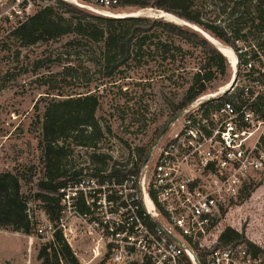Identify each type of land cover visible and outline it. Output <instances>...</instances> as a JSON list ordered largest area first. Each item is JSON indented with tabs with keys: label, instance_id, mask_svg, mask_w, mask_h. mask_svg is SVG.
<instances>
[{
	"label": "built area",
	"instance_id": "1",
	"mask_svg": "<svg viewBox=\"0 0 264 264\" xmlns=\"http://www.w3.org/2000/svg\"><path fill=\"white\" fill-rule=\"evenodd\" d=\"M71 1L110 16L126 0ZM37 5L0 0V35H12ZM231 40L235 63L227 58L225 89L202 93L177 112L133 153L135 171L83 179L82 209L69 204L56 221L37 220L35 235L50 241L60 231L78 264H263L246 241L220 240L226 228L237 231L222 223L231 202L264 177V32ZM33 240L27 235L29 252Z\"/></svg>",
	"mask_w": 264,
	"mask_h": 264
},
{
	"label": "rangeland",
	"instance_id": "2",
	"mask_svg": "<svg viewBox=\"0 0 264 264\" xmlns=\"http://www.w3.org/2000/svg\"><path fill=\"white\" fill-rule=\"evenodd\" d=\"M35 1L38 4L35 11L44 6H52L73 22L90 19L79 12H67V8L59 0ZM194 4L210 19L215 20L216 24L232 26L236 20V15H230L231 3L224 0H195ZM75 7L89 14L103 16ZM138 12L154 17L156 9L124 6L113 11L115 15L121 16L103 17L120 18ZM246 31L247 29L242 30L244 33ZM72 35L68 33L54 41H42L29 46H23L13 35H6L4 32L0 35V172L9 171L18 176L20 191L36 222L48 219L45 203L37 193L41 192L38 182L44 177L42 114L44 107L56 95L54 93L84 91L83 85L87 77L91 80V88L97 85L99 89L100 101L95 116L101 127V135L88 142L92 146L76 145L80 136L75 134L63 141L66 155L61 163L68 171V179H75L71 175L72 171L79 167H92V153L110 155L111 160H106L108 165L115 161L120 165L126 164V169L131 168L129 165L133 153L140 155L174 117L168 100L174 104L178 102L192 84L195 73L212 75L209 80H204L207 87L204 94L218 91L227 83L230 75L227 57L206 39L224 58L225 74L220 72L219 60L209 48L182 42L183 49L188 54L182 58L183 65L172 71L174 74L171 79L166 78L168 71L162 72L154 64L140 69H128L124 74L128 77L123 79H110L87 61L88 54H85L84 49L73 53L65 46ZM212 37L228 46L217 37ZM71 63L75 66V71L61 74L62 65ZM84 66L89 67L87 74ZM177 74L185 79L178 78ZM90 173V169H85L83 179ZM77 189L83 192L80 185ZM75 190L74 187L66 189L58 202L60 213L69 204L77 209L81 206V198L73 199ZM50 207L57 208L52 202ZM222 223L224 227H235L248 242L258 247L264 264V177L248 185L240 199L231 202L228 213L223 214ZM75 226L79 228L78 223ZM30 234L34 235V240L29 252V234L0 227V264H39L37 255L45 241L36 236L35 231ZM77 239V246L81 249L83 243L80 237Z\"/></svg>",
	"mask_w": 264,
	"mask_h": 264
},
{
	"label": "trees",
	"instance_id": "3",
	"mask_svg": "<svg viewBox=\"0 0 264 264\" xmlns=\"http://www.w3.org/2000/svg\"><path fill=\"white\" fill-rule=\"evenodd\" d=\"M224 1L231 3L230 15L237 16L232 26L216 24L215 20L210 19L194 4L195 0H126L123 7H151L165 11L200 27L228 45L232 44L231 37L238 38L246 34L264 32V0ZM59 2L67 8V12H79L90 19L73 22L55 11L52 6H44L16 28L12 33L13 37L19 39L23 46H29L42 41H54L72 33L65 46L73 53L78 49H84L85 54H88L87 61L95 70L116 80L128 77L124 75L128 69H140L150 64L161 68L162 72L168 71L166 78L171 79L174 74L172 71L183 65L182 58L188 54L184 51L182 42L200 44L209 48L218 58V68L225 74L226 64L222 55L208 43L204 35L201 36L198 31L187 25L144 15L120 18L97 16L81 11L66 1ZM244 29H247L246 33L242 32ZM83 69L86 74L89 72V67L84 66ZM73 71L75 66L72 63L62 65L61 74H70ZM176 76L185 79L184 76L178 74ZM211 77L210 73L206 75L195 73L192 76V84L182 94L180 100L175 104L168 100L172 113L176 114L196 96L205 93L207 87L204 80ZM85 81L84 91L54 93L56 95L44 107L42 114L44 177L38 182L41 192H38L37 196L44 201L45 213L50 221L59 218L61 214L59 200L64 196L66 189L81 184L85 169H90V175L101 180L113 177L122 179L128 172L136 170V166L126 169V164L120 165L115 161L108 165L106 160H111L110 155L92 153L90 155L92 167H79L72 171L71 175L75 179H68V171L61 163L66 155L63 141L75 134L80 136L76 145L92 146L88 142L101 135V127L95 116L100 101L99 89L97 85L91 88L89 77ZM81 197L82 191L76 189L73 198L78 200ZM51 202L57 208L50 207ZM80 205L79 209H82V203ZM27 210V201L20 191L18 176L9 171L0 172V227H9L24 234L35 231L37 222L29 216ZM220 240L223 243L244 240L253 255H258L260 251L258 247L248 242L242 233L229 227L222 232ZM37 258L40 260L39 264H78L60 231L55 232L53 240L42 244Z\"/></svg>",
	"mask_w": 264,
	"mask_h": 264
},
{
	"label": "bare ground",
	"instance_id": "4",
	"mask_svg": "<svg viewBox=\"0 0 264 264\" xmlns=\"http://www.w3.org/2000/svg\"><path fill=\"white\" fill-rule=\"evenodd\" d=\"M65 1H67V2H70V3H72V1L71 0H65ZM134 14V13H133ZM108 15H110V16H121V15H115L114 13H110V14H108ZM125 15H127V14H125ZM130 15V14H129ZM167 17V19H169V20H171V21H177V22H179V23H181V22H186V21H183V20H177V18H175V17H173V16H171V15H167L166 16ZM187 23V22H186ZM189 25H191V26H195V25H193V24H190L189 23ZM197 28V27H196ZM199 29V28H198ZM202 33H203V35L213 44V45H215L217 48H218V50L225 56V57H227L232 63H235V59H234V56H233V53L231 52V50L227 47V46H225V45H223V44H221L220 42H218L216 39H214L213 37H211L210 35H208L206 32H204V31H202ZM227 84H225V85H223L221 88H220V91H222L223 89H225L227 86H226Z\"/></svg>",
	"mask_w": 264,
	"mask_h": 264
},
{
	"label": "water",
	"instance_id": "5",
	"mask_svg": "<svg viewBox=\"0 0 264 264\" xmlns=\"http://www.w3.org/2000/svg\"><path fill=\"white\" fill-rule=\"evenodd\" d=\"M167 15H171V16H173V17H175V18H177V20L179 19L178 17H176V16H174V15H172V14H170V13H167V12H165V11H162V10H159V9H156V14H154V17H159V18H163L164 20H167V21H171V20H169V19H167ZM127 16H141V14H140V12H138V13H136V14H131V15H127ZM144 16H148V17H152L153 15H144ZM180 20V19H179ZM184 21V20H183ZM171 22H174V23H177V24H180L179 22H177V21H171ZM184 25H187V26H189V27H191V28H193L194 30H196V31H198V32H200L202 35H203V33H202V31H204L203 29H201L200 27H198V26H191V25H189V23L187 22H185V23H183ZM197 27V28H196ZM199 28V29H198ZM204 32H206V31H204ZM207 33V32H206ZM208 35H210L209 33H207ZM211 36V35H210ZM212 37V36H211ZM206 38V37H205ZM179 115V113H176L175 115H174V117L171 119V120H174L177 116ZM167 127H168V125H166V127L162 130L163 132L167 129ZM146 159H147V157H146ZM145 159V160H146Z\"/></svg>",
	"mask_w": 264,
	"mask_h": 264
}]
</instances>
